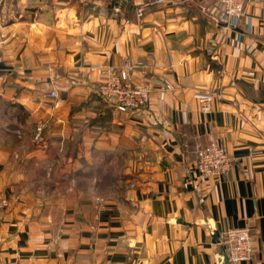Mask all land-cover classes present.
Instances as JSON below:
<instances>
[{
	"label": "crops",
	"instance_id": "0c3cea01",
	"mask_svg": "<svg viewBox=\"0 0 264 264\" xmlns=\"http://www.w3.org/2000/svg\"><path fill=\"white\" fill-rule=\"evenodd\" d=\"M139 1L0 0V264H218L245 224L264 263V0L230 28L212 0L137 18ZM124 56L153 75L135 111L95 90ZM204 87L222 97L208 113ZM210 139L233 164L199 182L185 170Z\"/></svg>",
	"mask_w": 264,
	"mask_h": 264
},
{
	"label": "built area",
	"instance_id": "2783aa9c",
	"mask_svg": "<svg viewBox=\"0 0 264 264\" xmlns=\"http://www.w3.org/2000/svg\"><path fill=\"white\" fill-rule=\"evenodd\" d=\"M167 1L170 0H140L135 6V16L140 18L150 4ZM212 1L216 4L213 19L217 24L230 28L234 21L243 17L248 0ZM95 7L93 6V9ZM118 10L119 7L113 8L114 12ZM209 52H212V49L209 48ZM100 73L102 80L97 84L96 93L101 100L114 109L135 111L148 103L149 94L153 90L150 83L153 75L150 74L149 67L142 59L124 56L117 65L105 64L101 67ZM159 88L168 90L172 88V85H160ZM57 95L58 91L55 88L44 93L45 97L53 99ZM197 97L200 113L210 112L213 102L222 98L219 90L208 87L201 88ZM48 122V119H42L35 123L33 140L37 144L43 143ZM232 164L233 160L224 145L219 140L210 139L196 150L194 163L186 168L185 174L199 182H206L210 179L219 180L227 177ZM96 201L102 202L103 198L97 196ZM219 240L223 244V251L218 264H224V258L230 264H237L241 261L264 264L261 260L254 259V236L249 224L226 228L221 232Z\"/></svg>",
	"mask_w": 264,
	"mask_h": 264
},
{
	"label": "water",
	"instance_id": "95a60500",
	"mask_svg": "<svg viewBox=\"0 0 264 264\" xmlns=\"http://www.w3.org/2000/svg\"><path fill=\"white\" fill-rule=\"evenodd\" d=\"M224 261H225V263H226V264H230V263L227 261V259H226V258H224Z\"/></svg>",
	"mask_w": 264,
	"mask_h": 264
},
{
	"label": "rangeland",
	"instance_id": "374dc122",
	"mask_svg": "<svg viewBox=\"0 0 264 264\" xmlns=\"http://www.w3.org/2000/svg\"><path fill=\"white\" fill-rule=\"evenodd\" d=\"M98 197H100V196H98ZM102 198V197H101Z\"/></svg>",
	"mask_w": 264,
	"mask_h": 264
}]
</instances>
